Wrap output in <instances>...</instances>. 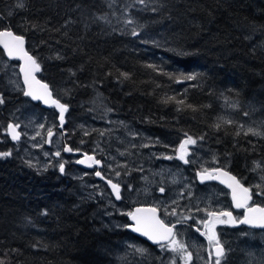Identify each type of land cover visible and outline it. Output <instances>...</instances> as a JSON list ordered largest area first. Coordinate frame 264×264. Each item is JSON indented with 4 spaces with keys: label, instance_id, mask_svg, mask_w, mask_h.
<instances>
[{
    "label": "trees",
    "instance_id": "trees-1",
    "mask_svg": "<svg viewBox=\"0 0 264 264\" xmlns=\"http://www.w3.org/2000/svg\"><path fill=\"white\" fill-rule=\"evenodd\" d=\"M18 2L0 0V29L24 36L41 64L39 79L68 106L69 147L97 150L102 131L74 133L68 121L89 118L88 103L98 96L116 118L174 151L185 134L197 139L245 185L254 162H264V138L237 126L264 119V0H23V9ZM105 15L111 23L96 19ZM128 18L134 23L126 25ZM0 94V152L12 151L9 112L29 100L3 88ZM34 106L57 123L54 110ZM229 111L236 121L225 124ZM15 153L0 158V260L112 264L111 246L127 233L105 225L104 202L82 194L60 171L38 170Z\"/></svg>",
    "mask_w": 264,
    "mask_h": 264
},
{
    "label": "rangeland",
    "instance_id": "rangeland-1",
    "mask_svg": "<svg viewBox=\"0 0 264 264\" xmlns=\"http://www.w3.org/2000/svg\"><path fill=\"white\" fill-rule=\"evenodd\" d=\"M4 64L12 67L8 69L7 74L0 73V88L6 90L9 94L21 97L23 87L18 74V65L15 62L8 61L3 54H0V66ZM13 71L16 73L13 78L20 85L19 89L13 88L7 83ZM15 104L9 112V117L12 118L13 123L18 122L21 124L19 131L22 136L19 142H12L11 153L17 152L27 163L38 170L51 168L59 172L57 162L61 160L65 162V171L61 176L77 181L82 194L97 197L104 202L105 225L113 233L126 232L125 225H128V222L127 215L124 213L137 206L158 207L161 209L159 211L160 218L165 223H176L181 218L180 216L166 215L163 211L165 207L171 205L173 200H176L177 204L171 206L176 207L178 213L195 217V219H189L176 225V231L179 233L177 238L190 246L189 250L193 252L194 257L192 264H205L207 252L204 249L207 248V240L200 234L198 236L194 231L195 227L202 228L203 225L196 223V221L203 219L205 212H196L195 209L199 207L214 211H226L229 204L225 190L220 187H199L195 182V171L221 168L214 154L201 146L200 142L197 141L195 146H189L191 163L188 165L178 159L158 158L162 154L175 156L176 151L172 147L163 145L153 135L138 130L128 122L116 118L111 111L102 105L98 96L93 97L88 103L92 110L87 109L91 112V115H88L89 118L82 121H76L72 118L68 121V128L74 133L78 130L85 132L98 129L105 134L100 138L102 141L98 140L94 145L97 150L93 155L102 160L104 164L101 172L108 178L113 179L114 182L121 183L124 197L122 203L116 204L105 185L94 180L92 172H84L79 169L76 165V158L63 156L62 149L70 140V137H62L61 132L57 131V123L51 113L39 111L34 104L24 99H21V104L18 102ZM234 115H236L234 111L226 112L224 119L236 121ZM92 119L96 120L97 123H93ZM40 124H44L45 129H40ZM53 125L56 126L53 128L56 135L53 136L50 147H47L43 143V137L46 136V129ZM240 125H243L242 129ZM237 126L244 132L249 127L264 131V119L256 116L255 119L250 121L237 122ZM37 131L41 132V136L35 140L31 139ZM132 133L135 135H131ZM251 136L256 139L264 138V136ZM40 144H42V147H34V145ZM142 145L149 146L142 147ZM56 151H61L59 160L51 155ZM45 152L49 153V156L46 157ZM120 152L126 154L121 156ZM17 153L15 154L18 155ZM118 163L127 164L128 168H116L117 171L121 172V176L117 178L108 165L115 168ZM261 163L264 165V162ZM141 167L143 168L142 172L133 170ZM125 172H130V174L124 175ZM262 175H264V171L257 169L254 171V176L248 175L246 177V182H248L246 186L248 185L249 188L253 189L255 195L261 191L255 186L257 184L264 185V180L260 179ZM142 177H147L148 180L145 181ZM173 179L177 182L172 183ZM161 184L165 187L163 194L158 190ZM129 186L131 187L129 188ZM181 192L184 193L183 197L180 195ZM189 209L192 211H189ZM216 231L226 250V259L222 261V264H264V231L249 232L241 229L233 231L229 230L228 227L226 228V224L217 225ZM122 234L121 239L111 246L112 264H169L172 253L162 252L159 246L150 247L142 240L133 238L129 233ZM135 248H144L147 251L141 255L135 251ZM197 254L203 259L198 258ZM177 264H181V262L177 260Z\"/></svg>",
    "mask_w": 264,
    "mask_h": 264
},
{
    "label": "snow or ice",
    "instance_id": "snow-or-ice-1",
    "mask_svg": "<svg viewBox=\"0 0 264 264\" xmlns=\"http://www.w3.org/2000/svg\"><path fill=\"white\" fill-rule=\"evenodd\" d=\"M147 0H135V3L140 5H146ZM16 7L23 9L25 4L23 0H19ZM152 11H156L155 8ZM125 14L128 12V8L123 10ZM9 15L12 13L9 12ZM115 14V13H113ZM96 19L104 20L107 23H111L108 20V17L99 16ZM124 23L126 25H131L134 21L131 18L125 19ZM139 33L135 28L131 30V35L136 36ZM0 46L3 47L5 54L9 58V60L18 59L23 63L19 66V73L22 74L23 77V95L26 97H30L35 101H42L46 105L54 106L58 109V119H59V127L63 128L65 123V113L68 111V106L64 103H61L58 99L53 98V91L49 87L47 83H43L41 80L37 79L36 73L40 72L41 64L38 59L33 55H30L29 52L25 49V38L23 35L15 34L10 28L0 29ZM60 58V57H57ZM12 66L8 64H4L0 66V73L7 74L8 69ZM16 73L13 71L7 83L13 88L19 89L20 85L16 79L13 77ZM125 78H127L126 73H122ZM187 80L195 79L194 76L185 77ZM5 100L2 94H0V105L4 104ZM179 104H183L184 101H177ZM191 107V105H189ZM235 107V105H233ZM110 111V109H109ZM245 116L248 115L247 112L244 113ZM225 124L234 123L231 120H225ZM56 127L53 125L52 127H48L46 129V136L43 137V143L51 144L53 136L56 135L53 128ZM215 127L219 129L221 127L220 124H216ZM21 128L20 123H9L7 125V132L10 135L13 141H19L21 139L22 133L18 131ZM40 129H45L44 124L39 125ZM240 128H243V125H240ZM104 135L103 132L100 133ZM240 133L237 132V135ZM245 135H253V136H264V131H259L255 128L249 127L245 132ZM85 135H88L85 132ZM131 135H135L132 133ZM41 136V132L37 131L31 139L35 140L37 137ZM198 139L203 140V137H199ZM83 143V141H81ZM197 144V139H194L192 136L185 134V139H183L178 148L175 150L176 155H161L158 158H163L167 160L178 159L182 161L184 164L191 163L189 156L191 155V151L189 146H195ZM149 145H142V147H148ZM34 147H42L40 145H34ZM135 147V145H133ZM63 152H73L80 151L79 149H73L69 146H64L62 149ZM121 156L125 155V152L119 153ZM11 151L0 152V158H7L11 156ZM44 155L47 157L49 153L45 152ZM51 155L55 157L61 156V151H56ZM114 159V158H113ZM58 168L61 173L65 171V162L58 161ZM78 164H84L89 168L94 166L104 167L102 160L96 159L95 155H89L88 153H83V159H79L76 161ZM29 166H32L31 164ZM108 167L114 172L115 177H120L121 172L117 171L116 168L123 167L125 169L128 168L127 164H116V167L113 168L112 165H108ZM260 169L264 171V165L261 162H254L253 171ZM137 171H143V168L133 169ZM95 176L101 178L106 181V184L111 188L112 194L115 196L116 200L122 199L121 194V183L114 182L113 179L106 177L101 171H95ZM130 172H125L124 175H129ZM201 183L206 180H220L221 183L226 184V186L231 189V198L233 201V205L237 209H244V214L242 218H236L233 216L231 211H214L211 209H201L197 207L195 209L196 212L204 211L205 217L196 221V223L203 225V230L200 227H197L195 230L200 233L201 236L205 237L207 240V248L204 251L207 252V259L205 260V264H222V261L226 259V250L224 245L221 243L219 235L216 231L217 225L229 224L232 226H236L239 224L249 225L254 228L264 229V207L259 206H249V201L252 200V189L249 187H245L240 180H238L235 176L230 175L227 171H224L220 168L213 169H203L202 171L197 173ZM221 177H226V179H221ZM145 181L148 180L147 177H142ZM261 180H264V175L260 177ZM177 181L173 179L172 183H176ZM131 186H129L130 188ZM256 188L261 189L257 195L264 194V185L257 184ZM159 192L164 193L165 187L163 184L159 187ZM181 197H183L184 193H180ZM177 204L176 200L171 202V205ZM171 205L165 207L163 211L166 215L171 216H180L181 218L176 221V223L168 224L165 223L163 219H161L158 215V212L161 211L158 207H149V208H135L133 211H129L124 213L132 220L134 223L131 225H125V227L130 228L131 231L141 234L142 236L147 237L148 240L152 241L154 244L158 245L162 252L172 253V256L169 258V264H177V260L181 262V264H192L193 261V252L189 250V245L184 241L178 239L179 233L176 231V225L187 221L189 219H195L192 215H183L182 213H178L176 207H172ZM189 211H192L189 209ZM134 247V246H133ZM135 251L140 253L141 255L146 253V249L144 248H135ZM197 257L203 259V257ZM0 264H4L3 260H0Z\"/></svg>",
    "mask_w": 264,
    "mask_h": 264
},
{
    "label": "water",
    "instance_id": "water-1",
    "mask_svg": "<svg viewBox=\"0 0 264 264\" xmlns=\"http://www.w3.org/2000/svg\"><path fill=\"white\" fill-rule=\"evenodd\" d=\"M25 49H26V44H25ZM0 50L3 52L4 57H5L7 60H9V58H8L7 55L5 54L4 49H3L2 46H0ZM9 61H10V62H15V63L18 64V74H19V76H20L21 85H22V87H23V77H22V74L19 73V66H20V64H22L23 62L20 61V60H18V59H13V60H9ZM38 75H39V72L36 73V77H37V79H39ZM39 80H40V79H39ZM41 81H42V80H41ZM42 82H43V81H42ZM43 83H45V82H43ZM25 97H26V96H25ZM26 98H28V100H29L31 103L36 104V105H39L40 108H42L43 110H47V111L54 110V111L59 115V113H58V109H56L54 106L46 105V104H44L42 101H35V100H32L30 97H26ZM53 98H54V97H53ZM55 99H56V98H55ZM65 115H66V113H65ZM64 125H65V123H64ZM64 125H63V128H64ZM63 128H60V127H59V119L57 118V129H58L59 131H63ZM18 131H19V129H18ZM62 134H63L64 136H66V133H65L64 131H63ZM6 135H7V137L9 138L10 141H13V140L11 139L10 135H9L8 132H7V128H6ZM20 140H21V139H20ZM20 140H19V141H20ZM19 141H13V142H19ZM47 145H49V144H47ZM66 146H68V145H66ZM62 154H63L64 156H66V157H70V156H71V157H75V158H77V160H79V159H83V153H79V152H75V151H73V152H63ZM89 155H93V154H89ZM77 160H76V161H77ZM76 165H77V167H78L79 169H81L82 171H85V172H89V171H100V170L103 168V167H98V166H94V167H92V168H89V167H87V166L84 165V164H78V163H76ZM222 170H224V169H222ZM224 171H226V170H224ZM227 172H228V171H227ZM94 173H95V172H94ZM197 173H198V172H197ZM197 173L195 174V178H196V182H197L199 185H204V184H209V183H213V184L219 185L220 187H222V188H224L225 190L228 191V193H229V197H230V200H231L232 208H233L234 210H236V211L244 210V209H237V208L234 207V205H233V201H232V198H231V189H229V188L226 186V184L221 183L220 180H206V181H204L203 183H201V181H200V179H199ZM228 173H229L230 175H232L230 172H228ZM232 176H234V175H232ZM93 177H94L95 180H97V181H99V182H102V183L106 186V188H107V190L109 191V193H110L112 199L114 200V202H116V203L121 202L122 199H121V200H116V199H115V196H114V195L112 194V192H111V188L106 184V181H105V180H102L101 178L96 177L95 174H93ZM221 179H226V177H221ZM251 202H252V200L249 201V204H250ZM149 207H150V206H137V207H134V208L132 209V211H133L135 208H149ZM158 215H159V217H160V213H159V212H158ZM127 219H128L129 225H131V224L134 223L132 220L129 219V217H127ZM228 226H229L230 228H239V227H241V226H244V227H246V228L253 229V230H264V229H260V228H254V227H251V226H249V225H244V224H239V225H236V226H232V225H229V224H228ZM126 230H127L131 235H133L135 238H138V239L142 240L143 242H145V243L148 244L149 246H152V247L158 246V245L154 244L152 241L148 240L147 237L142 236V235L139 234V233H136V232L131 231L130 228H127V227H126Z\"/></svg>",
    "mask_w": 264,
    "mask_h": 264
},
{
    "label": "flooded vegetation",
    "instance_id": "flooded-vegetation-1",
    "mask_svg": "<svg viewBox=\"0 0 264 264\" xmlns=\"http://www.w3.org/2000/svg\"><path fill=\"white\" fill-rule=\"evenodd\" d=\"M57 131L58 132H61V135H62V137H65L62 133H63V131H59L58 129H57ZM65 132V131H64ZM66 133V132H65ZM46 146L47 147H50V144L49 145H47L46 144ZM54 158L56 159V160H59L60 159V157H55L54 156ZM62 161V160H61ZM188 165V164H187ZM187 165H185V166H187ZM253 167L254 166H252L251 167V169H250V173L251 174H253L254 175V171L252 170L253 169ZM213 169V168H212ZM197 172H200V171H195V174L197 173ZM92 173H94V171H92ZM62 174V173H61ZM194 174V175H195ZM195 182H196V178H195ZM242 183V182H241ZM196 184L199 186V187H204V188H206V187H213V188H216V187H220V186H218V185H216V184H213V183H209V184H204V185H199L197 182H196ZM243 184V183H242ZM245 187H248V185L246 186L245 184H243ZM221 189H223L222 187H220ZM223 190H225V189H223ZM226 191V190H225ZM226 193H227V199H228V204H229V208H228V210H226V211H231L232 213H233V216L234 217H236V218H242V216H243V214H244V211L245 210H241V211H236V210H234L233 208H232V205H231V200H230V197H229V193H228V191H226ZM121 194H122V200H121V202H119V203H116V204H120V203H122V201H123V197H124V191H123V188H122V186H121ZM262 195H263V198H262ZM262 195H258L257 196V194L255 195V193H254V190L252 189V202L249 204V206L251 207V206H259V207H264V194H262ZM260 198H262V199H260ZM134 208V207H133ZM132 208V209H133ZM132 211V210H131ZM160 213V212H159ZM128 217V216H127ZM127 222H128V219H127ZM128 225H129V222H128ZM229 228V230H233V231H236V230H238V229H241V230H248L249 232H255V231H260V230H253V229H249V228H246V227H244V226H241V227H239V228H230L229 226H228V224H226V228ZM197 227H195L194 228V231H195V233L198 235V236H200L199 234V232H197L195 229H196ZM201 230H203V226H202V228H201ZM126 232L127 233H129L127 230H126ZM130 234V233H129ZM133 236V235H132ZM134 237V236H133ZM195 264H197V263H195Z\"/></svg>",
    "mask_w": 264,
    "mask_h": 264
}]
</instances>
